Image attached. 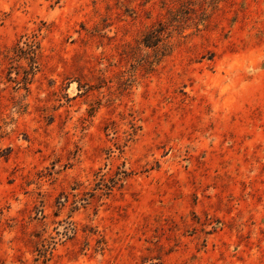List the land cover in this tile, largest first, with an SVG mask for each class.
Returning a JSON list of instances; mask_svg holds the SVG:
<instances>
[{"label": "rangeland", "instance_id": "rangeland-1", "mask_svg": "<svg viewBox=\"0 0 264 264\" xmlns=\"http://www.w3.org/2000/svg\"><path fill=\"white\" fill-rule=\"evenodd\" d=\"M0 264H264V0H0Z\"/></svg>", "mask_w": 264, "mask_h": 264}]
</instances>
